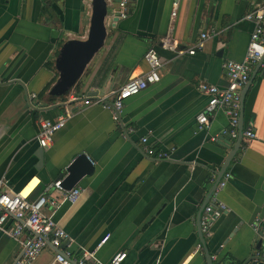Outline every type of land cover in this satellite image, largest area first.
<instances>
[{
	"label": "crops",
	"instance_id": "1",
	"mask_svg": "<svg viewBox=\"0 0 264 264\" xmlns=\"http://www.w3.org/2000/svg\"><path fill=\"white\" fill-rule=\"evenodd\" d=\"M173 1L134 0L125 18L118 17L117 4L110 2L105 44L73 91L110 94L148 69L142 56L151 46L159 55L160 80L125 100L120 122L98 105L74 107L44 147L39 166L37 121L55 119L65 100L44 94L57 76L53 59L62 41L85 37L90 3L0 0V179L14 192L37 179L30 195L34 198L66 175L77 154H87L94 170L77 183L82 194L53 216L73 237L74 257L96 248L101 263L123 250L126 257L120 264H208L205 248L212 264H250L253 254L264 258L258 222L264 216V66L256 70L243 101V130L251 123L256 138L242 134L225 172L229 176L216 192L215 178L237 137L222 135L228 127L224 108L214 111L207 129H198L195 120L208 99L199 83L226 86L223 65L243 60L253 29L245 15L264 0H178L172 32L180 47L190 48L202 32L209 34L195 54L180 56L159 46ZM142 136L170 157L147 155ZM214 197L226 211L212 224L210 236H204L199 214ZM12 223L9 219L7 225ZM106 234L108 239L97 248ZM20 252V244L0 230V264H11ZM43 252L33 264L52 260L51 247Z\"/></svg>",
	"mask_w": 264,
	"mask_h": 264
},
{
	"label": "built area",
	"instance_id": "2",
	"mask_svg": "<svg viewBox=\"0 0 264 264\" xmlns=\"http://www.w3.org/2000/svg\"><path fill=\"white\" fill-rule=\"evenodd\" d=\"M116 4L118 17L125 18L128 1L119 0ZM177 8L178 0H175L171 4L170 25L166 33L159 38V46L172 52L175 56L193 55L203 47L204 40L209 37V34L202 32L194 46L181 48L172 32V22L176 16ZM245 19L253 22V29L249 35L243 60H227L223 65L227 80L226 86L219 88L206 82H201L198 85L200 91L208 96L207 102L195 116L198 129H207L214 111L224 108L228 117V127L222 131V135L232 139L238 136L241 89L248 83L253 67L258 63L259 67L264 66V1L247 12ZM142 59L148 69L139 75L129 77L108 95L91 96L75 91L68 93L62 103V112L55 119L41 118L37 121L36 140L38 145L47 147L52 143L55 133L62 129L67 119L72 116L74 107L98 105L108 110L115 122H120L125 100L160 80L161 63L156 48L149 47L144 52ZM261 60L262 62H260ZM128 131H132V128H128ZM242 134L249 139L256 138L251 123L242 131ZM212 140H217V137L212 136ZM140 141L147 155L159 160L170 157L166 151L155 150L149 146L146 136H142ZM228 176L227 173L223 175L214 192L224 186ZM63 178L64 176L52 181L34 198L30 197L32 190L25 195L22 194V190L14 192L5 188L4 181L0 179V230L16 240L21 247L19 256L11 264H33L47 247L54 250L53 258L48 264H120L126 257L123 250L115 252L108 263L96 260V248L83 250L80 256H73L71 247L74 239L67 231L58 226L53 216L61 205L75 203L83 189L77 185L70 189L64 188L62 186ZM224 211H226V205L223 202L218 201L215 197L212 201H208L199 219L200 230L204 236H210L212 224ZM9 219H13L11 225H7ZM258 222L259 228L264 233V216ZM108 237L109 235L106 234L98 242L97 248L104 244Z\"/></svg>",
	"mask_w": 264,
	"mask_h": 264
},
{
	"label": "water",
	"instance_id": "3",
	"mask_svg": "<svg viewBox=\"0 0 264 264\" xmlns=\"http://www.w3.org/2000/svg\"><path fill=\"white\" fill-rule=\"evenodd\" d=\"M119 0H89L90 3V15L88 18V27L86 35L84 38H67L62 41L59 45L56 55L53 59L54 69L57 76L53 83L45 90V95L49 98H60L63 99L68 93L74 90L77 86L80 78L85 72L86 67L91 62L93 57L103 48L105 40L107 37V25L106 18L111 12L110 2L117 3ZM128 3L134 0H127ZM264 59V58H263ZM262 59V60H263ZM262 60L260 62H262ZM259 68V63L255 65L252 69L248 83L243 86L241 90L240 99V111H239V125H238V136L236 139V144L230 152L225 164L221 167L219 173L217 174L213 189L216 188L218 182L226 172L227 166L231 159L236 155L240 147V139L242 137V123H243V101L246 89L249 83L252 81L256 70ZM94 95V92H90ZM35 156L38 158V165H42L44 157V147H38L35 152ZM94 167L90 158L85 153L77 154L73 160L66 167V175L62 180V186L66 189H70L77 185L79 180L86 175H91L93 173ZM61 174L57 179L61 178ZM56 179V180H57ZM208 203H205V205ZM204 205V206H205ZM203 206V208H204ZM203 208L199 214L203 211ZM200 229V225H199ZM201 243L204 247V236L201 234ZM261 246V240L257 244V249L259 250ZM205 250L207 263L212 264L210 260V253ZM263 257L258 254H253L249 261L250 264H264ZM246 264V263H245Z\"/></svg>",
	"mask_w": 264,
	"mask_h": 264
},
{
	"label": "bare ground",
	"instance_id": "4",
	"mask_svg": "<svg viewBox=\"0 0 264 264\" xmlns=\"http://www.w3.org/2000/svg\"><path fill=\"white\" fill-rule=\"evenodd\" d=\"M37 183V179H34L23 191L22 194L25 195L27 193H29L33 187L35 186V184Z\"/></svg>",
	"mask_w": 264,
	"mask_h": 264
},
{
	"label": "rangeland",
	"instance_id": "5",
	"mask_svg": "<svg viewBox=\"0 0 264 264\" xmlns=\"http://www.w3.org/2000/svg\"><path fill=\"white\" fill-rule=\"evenodd\" d=\"M43 253H44V252H43ZM43 253H42V254H43ZM42 254L40 255L39 259H41V258H42Z\"/></svg>",
	"mask_w": 264,
	"mask_h": 264
},
{
	"label": "trees",
	"instance_id": "6",
	"mask_svg": "<svg viewBox=\"0 0 264 264\" xmlns=\"http://www.w3.org/2000/svg\"><path fill=\"white\" fill-rule=\"evenodd\" d=\"M43 94H41V96H42Z\"/></svg>",
	"mask_w": 264,
	"mask_h": 264
}]
</instances>
